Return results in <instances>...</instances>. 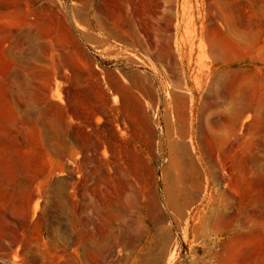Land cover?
<instances>
[{
  "label": "rangeland",
  "instance_id": "374dc122",
  "mask_svg": "<svg viewBox=\"0 0 264 264\" xmlns=\"http://www.w3.org/2000/svg\"><path fill=\"white\" fill-rule=\"evenodd\" d=\"M0 264H264V0H0Z\"/></svg>",
  "mask_w": 264,
  "mask_h": 264
},
{
  "label": "bare ground",
  "instance_id": "6f19581e",
  "mask_svg": "<svg viewBox=\"0 0 264 264\" xmlns=\"http://www.w3.org/2000/svg\"><path fill=\"white\" fill-rule=\"evenodd\" d=\"M83 36L84 37H88L89 36V34H83ZM124 83V82H123ZM125 84V83H124ZM124 84H122L121 83V81H117V82H115V84H113L111 87H110V90H113L114 92L113 93H115V98H114V100H115V104L116 105H123V104H121L122 103V101L124 102V100H125V106H126V109L129 111L127 114H129V113H131L132 114V117H133V123L137 126V127H142V126H145L144 124H150V122H149V115L147 116V112H146V103H144L141 99H140V97L138 96H135V95H133V94H131V93H129L128 91H129V89H128V87L127 86H125ZM138 84H140V83H138ZM142 84H140L139 86L140 87H142L141 86ZM131 91H133L132 89H131ZM112 92V91H111ZM144 92V91H143ZM149 92H151V91H149ZM122 93H123V95H125L124 96V98L125 99H122V97H123V95H122ZM126 93V94H125ZM152 93V92H151ZM122 96V97H121ZM174 96V100H175V98H180V97H175V95H173ZM152 97H153V94H152ZM181 99V98H180ZM179 100V99H178ZM174 102H177L176 100L174 101ZM149 103H147V105H148ZM166 104H167V108H166V113L164 114L165 115V117H166V121H167V131H168V133H169V138H170V141H171V143H174L175 141H176V138L177 137H179V133H178V131H179V127H180V125H181V123L183 122V123H185L186 122V120H185V117H184V120L182 121V118L180 117V115H181V113H183L184 112V110L183 109H181L180 107H177L176 106V104L177 103H173L172 101H170V100H168L167 102H166ZM179 104V103H178ZM177 104V105H178ZM183 103H181L180 105L181 106H183L182 105ZM163 105H165V104H163ZM124 106V105H123ZM125 106H124V108H125ZM179 106V105H178ZM123 108V109H124ZM126 109L124 110V113H125V111H126ZM99 114V111L97 112V110L96 109H93L92 108V106H91V108H89V112H88V115H89V117L90 118H97V115ZM174 115H176L177 117H179V122H178V124L177 123H175L174 121H172V117H174ZM74 118H80V112L78 111V109H75V110H73V111H68V110H65L64 112H63V125H64V127L65 128H67L68 126H69V124L73 121V119ZM151 119V118H150ZM130 120V119H129ZM97 121L98 122H100L101 120H100V118H97ZM148 128H150V126H148ZM142 129H143V127H142ZM139 130H141V129H139ZM145 132V131H144ZM142 134H143V132H142ZM147 134V133H146ZM153 134H154V132H153ZM146 136V135H145ZM150 136H151V133H150ZM154 136V135H153ZM142 137H143V135H142ZM143 139V138H142ZM151 139V140H150ZM149 140H150V142H153V137H151ZM144 140H147V142H149L148 141V138H146L145 139V137H144ZM144 140H143V142H144ZM140 141V140H139ZM154 143V142H153ZM135 151V150H134ZM139 157V156H138ZM141 157V156H140ZM195 159L192 157L191 158V161H194ZM139 162H140V160H139ZM142 162V161H141ZM171 163H172V165L173 166H175V165H180V162L178 161V160H176V158H171V161H170ZM141 172V171H140ZM141 174V173H140ZM143 176V174H141V176L139 177V178H141ZM167 179V175H165V180ZM168 180V179H167ZM166 180V181H167ZM182 181L178 178L176 181H175V187H173V188H171V189H169V194H168V197H169V207H171V208H174V207H177V202H178V197L179 196H183L184 195V191L180 188V183H181ZM175 195H177L176 197H175ZM25 208L26 209H28V208H30V205H29V203L28 204H26V206H25ZM37 208V207H36ZM220 219V222H218V223H216L215 225H214V228H218V226H224L223 224V222H221V221H223L224 219H227V224L229 225H231L232 224V219H231V217H228V216H224V217H220L219 218ZM231 222V223H230Z\"/></svg>",
  "mask_w": 264,
  "mask_h": 264
},
{
  "label": "crops",
  "instance_id": "0c3cea01",
  "mask_svg": "<svg viewBox=\"0 0 264 264\" xmlns=\"http://www.w3.org/2000/svg\"><path fill=\"white\" fill-rule=\"evenodd\" d=\"M35 231L37 232L34 235V238L39 241H44V242H59L62 237L59 234L52 233L54 232H59V229L61 228L58 225L54 226H47V225H41V224H35L34 225Z\"/></svg>",
  "mask_w": 264,
  "mask_h": 264
}]
</instances>
